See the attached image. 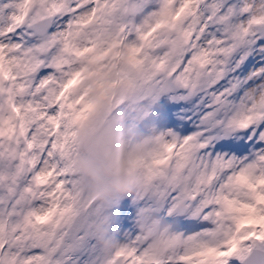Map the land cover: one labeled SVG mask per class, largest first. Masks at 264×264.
I'll return each instance as SVG.
<instances>
[{"label": "snow or ice", "instance_id": "obj_1", "mask_svg": "<svg viewBox=\"0 0 264 264\" xmlns=\"http://www.w3.org/2000/svg\"><path fill=\"white\" fill-rule=\"evenodd\" d=\"M112 52L134 70L169 163L203 173L188 185L193 213L169 216L192 251L169 264H234L264 245V0H0V264H97L68 101L89 59ZM183 191L158 185L117 206L129 260L144 259L137 209L162 202L167 215Z\"/></svg>", "mask_w": 264, "mask_h": 264}, {"label": "rangeland", "instance_id": "obj_2", "mask_svg": "<svg viewBox=\"0 0 264 264\" xmlns=\"http://www.w3.org/2000/svg\"><path fill=\"white\" fill-rule=\"evenodd\" d=\"M118 15L131 19L130 11ZM95 28L90 23L81 29V42L87 41ZM133 71L119 53L94 55L69 89L72 99L68 101V110L73 124L69 133V170L80 184L82 206L95 244L91 257L97 264H169L193 248V237L179 229L169 216L193 213L188 185L203 173L191 161L169 163L173 154L161 147L162 129L154 119L144 115L148 105L135 102V87L130 79ZM80 92L84 93L82 99ZM146 96L148 104L156 99L153 91ZM160 154L167 159L160 160ZM126 159L136 165L135 171L128 170ZM158 185L166 189L183 185L184 191L167 215L161 211L162 202L137 209L136 238L144 245V259L133 255L129 260L131 234L123 230L117 206L129 198L137 202ZM256 247L264 249V245ZM122 251L125 255L118 257L116 254ZM243 259L237 257L234 264H242ZM186 264L200 261L190 260Z\"/></svg>", "mask_w": 264, "mask_h": 264}, {"label": "water", "instance_id": "obj_3", "mask_svg": "<svg viewBox=\"0 0 264 264\" xmlns=\"http://www.w3.org/2000/svg\"><path fill=\"white\" fill-rule=\"evenodd\" d=\"M262 255H264V249L255 247L252 253L242 260V264H257V261Z\"/></svg>", "mask_w": 264, "mask_h": 264}, {"label": "bare ground", "instance_id": "obj_4", "mask_svg": "<svg viewBox=\"0 0 264 264\" xmlns=\"http://www.w3.org/2000/svg\"><path fill=\"white\" fill-rule=\"evenodd\" d=\"M134 169L136 170V165L134 166Z\"/></svg>", "mask_w": 264, "mask_h": 264}]
</instances>
